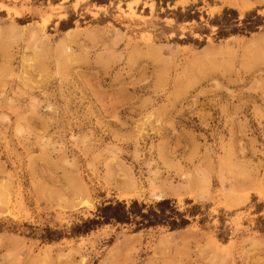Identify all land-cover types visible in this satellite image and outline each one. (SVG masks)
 I'll use <instances>...</instances> for the list:
<instances>
[{
	"label": "rangeland",
	"instance_id": "374dc122",
	"mask_svg": "<svg viewBox=\"0 0 264 264\" xmlns=\"http://www.w3.org/2000/svg\"><path fill=\"white\" fill-rule=\"evenodd\" d=\"M164 197L186 226L41 239ZM263 216L264 0H0V264H264Z\"/></svg>",
	"mask_w": 264,
	"mask_h": 264
},
{
	"label": "trees",
	"instance_id": "16d2710c",
	"mask_svg": "<svg viewBox=\"0 0 264 264\" xmlns=\"http://www.w3.org/2000/svg\"><path fill=\"white\" fill-rule=\"evenodd\" d=\"M187 15L190 18L189 14ZM211 22L217 25L216 36L219 39L232 34L248 35L256 31L257 26L262 23V17L256 14V10H252L246 12L244 18L240 21L236 9L225 7L220 14L215 15ZM238 24L240 26H237ZM191 42L199 46L204 44L197 40ZM187 202L190 203L191 200H187ZM196 207L198 205H194L185 212H179L174 201L166 197L149 204L138 202L136 199L130 200L129 203L125 200L111 199L97 206L92 217L80 218L67 230L52 229L48 226L42 228L41 239L53 241L62 238L64 235H83L105 224L133 225L134 230L156 226H166L170 230L179 229L189 223V219L185 215L186 213L189 215L196 213V210H194ZM258 221L262 225L259 226V230L264 232V216L259 217ZM218 237L223 241L227 240L226 236H222V233H219Z\"/></svg>",
	"mask_w": 264,
	"mask_h": 264
}]
</instances>
